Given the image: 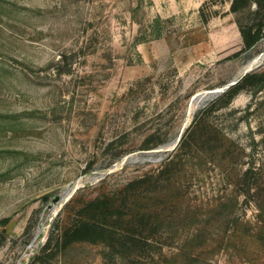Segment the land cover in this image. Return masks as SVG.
I'll return each mask as SVG.
<instances>
[{
    "label": "rangeland",
    "instance_id": "1",
    "mask_svg": "<svg viewBox=\"0 0 264 264\" xmlns=\"http://www.w3.org/2000/svg\"><path fill=\"white\" fill-rule=\"evenodd\" d=\"M204 1L0 0V264H130L61 235L83 203L159 170L142 204L175 225L200 215L166 247L170 264L177 247L195 255L178 264H264V238L240 253L226 219L206 216L223 202L259 223L231 197L251 155L264 160V80L230 104L212 107L222 93L210 91L264 74V33L233 55L262 27L264 1L233 12L222 0L208 23Z\"/></svg>",
    "mask_w": 264,
    "mask_h": 264
},
{
    "label": "trees",
    "instance_id": "2",
    "mask_svg": "<svg viewBox=\"0 0 264 264\" xmlns=\"http://www.w3.org/2000/svg\"><path fill=\"white\" fill-rule=\"evenodd\" d=\"M220 1L222 0H205L202 3L200 13L204 23H208L217 15L212 9ZM230 1L233 12L239 11L248 4V0ZM261 7L264 10V3ZM208 8L211 9L210 13L205 12ZM262 27L244 37V48L233 55H240L260 41L264 33V14ZM244 33L247 34L245 31ZM226 37H228L227 43L235 40L230 34ZM211 40L216 43V40ZM262 80H264V74L261 73L246 75L243 79L244 86L241 81L231 86L221 94L212 107L221 102L230 104L243 87ZM175 155L168 162H174ZM162 173L163 170H159L157 175L144 174L139 179L128 183L122 190L83 203L76 209L73 223L61 235L63 244L66 246L76 242L102 243L113 255L127 259L130 264H170L171 257L164 252L166 247H172L169 243L173 238H178L198 223L200 215L198 212H193L191 215V212H188L183 223L175 225L170 222L166 210H159L157 204H142V202L152 201L151 195ZM235 185L237 190L231 197L232 202L238 200V197H244V203L256 208L259 223L253 224L244 218L240 219L234 210H226L227 205L223 202H220L206 216L210 219L212 216L213 219L224 217L226 219L222 224L225 226L224 230L232 233L228 238H236L234 247L240 253H244V238H264V160H257L255 154H252L244 173L240 176L239 183ZM192 222L193 225H191ZM209 222L204 221L203 226L197 224L193 238H202L207 232ZM222 233L223 231L217 233L219 238H225L220 236ZM50 245L51 241H48L42 249L43 253L50 250ZM176 249L178 253L174 254L172 259L176 264L194 259L195 255L191 252L187 254L186 249L180 247Z\"/></svg>",
    "mask_w": 264,
    "mask_h": 264
},
{
    "label": "water",
    "instance_id": "3",
    "mask_svg": "<svg viewBox=\"0 0 264 264\" xmlns=\"http://www.w3.org/2000/svg\"><path fill=\"white\" fill-rule=\"evenodd\" d=\"M236 83L237 82H232V83L228 84L227 86H225L222 89H217V90L210 91V94L211 95H217V94H220V93H224L227 89H229L231 86L235 85Z\"/></svg>",
    "mask_w": 264,
    "mask_h": 264
},
{
    "label": "crops",
    "instance_id": "4",
    "mask_svg": "<svg viewBox=\"0 0 264 264\" xmlns=\"http://www.w3.org/2000/svg\"><path fill=\"white\" fill-rule=\"evenodd\" d=\"M228 35H229V34H228ZM226 36H227V35H226ZM226 36H225V38H226V40H227V39H228V37H226Z\"/></svg>",
    "mask_w": 264,
    "mask_h": 264
},
{
    "label": "bare ground",
    "instance_id": "5",
    "mask_svg": "<svg viewBox=\"0 0 264 264\" xmlns=\"http://www.w3.org/2000/svg\"><path fill=\"white\" fill-rule=\"evenodd\" d=\"M54 208V207H53Z\"/></svg>",
    "mask_w": 264,
    "mask_h": 264
}]
</instances>
